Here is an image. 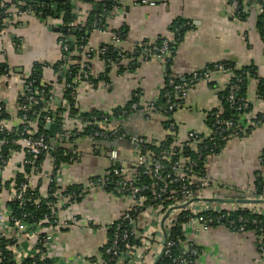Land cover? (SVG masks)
Listing matches in <instances>:
<instances>
[{
	"label": "built area",
	"instance_id": "2783aa9c",
	"mask_svg": "<svg viewBox=\"0 0 264 264\" xmlns=\"http://www.w3.org/2000/svg\"><path fill=\"white\" fill-rule=\"evenodd\" d=\"M71 1L78 5L84 0ZM246 1L228 0L232 18L244 19L247 16L249 11ZM256 1L260 6L264 32V0ZM149 2L154 4L151 0ZM1 6L6 8L4 4ZM20 7H9L5 27L0 31V40L9 23H18L24 14L36 15L32 6L26 11ZM39 13L42 14V11ZM77 23L83 26L85 21ZM96 29L98 28L91 31ZM120 38L119 33H114L110 43L93 48L87 43L79 44L69 35L61 34L58 37L57 42L62 52L61 68L69 76L65 77L64 88L72 91L74 99L78 86L93 84V77L88 72V62L93 58L103 59L109 69H119L121 65L129 63L130 52L119 47ZM73 44L75 50L71 49ZM136 48L142 50L146 60L158 57L167 61L172 54L168 39H164L161 44L144 40L136 44L134 50ZM110 49L117 53V58L108 57ZM1 52L0 48V54ZM2 65L0 63L4 76L0 77L1 82L11 78L8 68ZM233 70L226 63H217L193 72L190 81L214 82L219 91L229 86L227 100L234 106L237 86L230 84L234 77ZM176 79L172 74L167 77L168 86L173 87V92L165 91L162 94L165 101L163 107L159 97L144 103L133 100L120 108L87 117H80V114L74 119L70 113V101L63 97L61 110L57 111L56 96L29 74L22 78L17 104L21 121L16 126L1 117L6 110L5 99L0 98V191L6 192L7 199L0 212V244L3 243L0 248V264L5 259V253L10 255L14 264H70L62 253L66 250L56 246V234L60 230L80 225L96 226L97 223L89 217H81L73 212V207L79 204L78 196L96 190L125 197L128 205L116 219L103 225L110 232L108 243L96 256H89L88 264H202L203 251L198 244V236L201 232L219 226L227 227L232 232L253 233L258 254L264 263V191L259 193L253 181L231 190L230 194L221 193L201 167V161L221 153L232 139L246 137L245 131L249 127L252 132L260 126L263 122L256 119L259 112L248 100L241 102L236 107L243 112L237 129V121L225 117L220 105L208 112L211 116L208 133L190 129L180 134L170 116L186 106L187 83H177ZM4 88L2 84V89ZM135 113L148 120H152L154 116L166 118L170 121L166 127L168 134L163 139L127 134L121 121ZM71 120L78 123L77 129H72ZM51 122L57 124L53 140L46 130V125ZM10 133L17 137L12 144H21L25 157L19 161V168L9 176L2 177L14 156L12 148L7 156L3 154L4 147L11 143L7 138ZM82 133L93 146L92 155L99 153L102 143L113 141L128 142L134 146L136 153L130 165L125 167L119 150L112 148L107 156L110 167L105 173L91 177L83 185L82 194H78L76 191H68L62 178L64 169L77 162L83 154L66 143ZM240 133L243 136H239ZM168 136L173 137V141L167 143L169 146L164 144ZM219 138L221 142H218ZM60 150L67 158L66 161H58L57 152ZM191 150L194 152L193 158L186 157L185 154ZM45 158H48L50 169L48 186H34L30 180L31 174L41 169V162ZM259 161L264 165L263 157L260 156ZM27 167L30 168L28 174L24 173ZM261 170L264 177V168ZM19 174H23L26 181H20ZM147 177L150 182L143 181ZM9 203H17L22 210L30 206H47L50 212L40 220L33 218L29 221L31 214L24 213L18 217ZM241 211H248L252 218L248 219L241 214L234 217ZM249 223L255 228L247 229Z\"/></svg>",
	"mask_w": 264,
	"mask_h": 264
},
{
	"label": "crops",
	"instance_id": "0c3cea01",
	"mask_svg": "<svg viewBox=\"0 0 264 264\" xmlns=\"http://www.w3.org/2000/svg\"><path fill=\"white\" fill-rule=\"evenodd\" d=\"M144 1L117 0L105 17L104 24L90 32L87 45L100 47L110 43L114 33H119V47L130 53L134 52L136 44L159 38L176 43L175 50L167 61L158 57L146 60L141 55H129V63L122 65L123 72L114 68L107 71L103 59L93 58L88 62L93 84L78 86L74 105L77 114L73 118L82 113L123 107L135 97L141 103L160 98L166 79L172 74L187 83L186 106L171 115L179 133L190 129L208 133L207 113L221 105L219 90L214 82H192L190 77L195 71L226 62L237 70L255 71L249 79L247 100L256 111L264 113V100L258 95L259 79L264 78V36L260 31V6L256 0L246 1L249 12L244 19L231 17L228 0H151L154 4L149 0ZM99 6V0L75 4L79 8L77 22H86L90 12ZM177 22L189 27L179 40ZM63 30L60 16L41 20L36 15L24 14L16 25H9L1 37L0 63L6 65L11 78L0 81V98L5 99L7 120L11 125L16 126L21 121L17 104L22 78L31 74L35 64L42 66L40 83L49 87L56 101L64 97L67 74L61 68L62 52L57 42ZM136 58L137 61H134ZM161 121L163 119L160 116L148 120L135 113L121 121V124L127 134L163 139L168 133L160 124ZM70 123L73 130L78 128L75 120ZM69 141L66 145L83 154L77 162L64 169L62 179L66 187L83 186L91 177L105 173L110 167L107 156L112 148L119 150L125 167L130 165L136 153L134 146L128 142L113 141L102 143L99 153L92 155L93 146L84 133ZM21 150V144L12 146L14 156L1 173L4 175L2 177L9 176L19 168V161L25 157ZM263 153L264 123L243 139L229 141L221 153L208 156L205 170L218 191L230 194L231 190L254 181L255 174L262 169L259 158ZM48 163V158H45L41 162V169L34 174L32 172L30 180L34 186H48ZM27 170L24 169V173L28 174ZM6 203V192L0 191V212ZM127 205V198L97 190L89 191L82 197L79 204L73 207V212L81 217H89L97 224L94 227L80 225L57 232L56 246L66 250L62 253L70 264H88L89 256L98 254L109 239L103 225L116 219ZM255 240L251 232H232L224 226L201 232L198 244L203 251L202 264H264Z\"/></svg>",
	"mask_w": 264,
	"mask_h": 264
},
{
	"label": "trees",
	"instance_id": "16d2710c",
	"mask_svg": "<svg viewBox=\"0 0 264 264\" xmlns=\"http://www.w3.org/2000/svg\"><path fill=\"white\" fill-rule=\"evenodd\" d=\"M84 1L92 2L93 0H84ZM2 4H4L6 6V8H2V6H1ZM52 4H53V0H0V31L5 27L4 21L8 17L9 7H11L12 5L21 6L20 7L21 10H24V11H26L28 9V7L32 6L33 9L36 10V16L38 18H40L41 20H46L47 18L53 16V5ZM99 4H100L99 8L96 10H92L90 12L89 17L87 18L85 24L82 26V25L77 23V18H76V15H77V12L79 11V8L75 7L74 3L71 0H60L59 1L58 14H59L60 18L62 19L63 28L65 29L61 33L64 35L71 36L73 39L77 40L79 42V44H81V45L86 44L88 42V38L90 36L91 30L94 28H100L104 24L105 17L113 9L114 5L117 4V0H99ZM40 11H42V14L39 13ZM259 18H260V20H259L260 31H261L262 35L264 36L262 18H261V16ZM16 24L15 23H9V25H16ZM176 25H177L176 26V28H177L176 34H177V37L179 40V39H181L182 35L184 34V32L189 27L188 26H182V23H179V22H177ZM163 40H164V38H159L158 40H156V43L161 44ZM109 47L111 48V46H109ZM175 48H176V43H170V50L172 51V53L175 50ZM71 49L75 50L74 44L71 46ZM141 54H143V57H144V53L142 52V50H140L138 48H136L134 50V52L129 53V55H132L134 57H137ZM107 55H108V57H110L112 59L117 58V53L114 51L112 52L111 49L109 50ZM134 61H137V58ZM136 63L137 62H135V65H136ZM226 64L229 67H232L234 69L233 70L234 71V77L230 81L231 85L237 86V89L235 91V104H234V106H232L231 103L227 100V96L229 94V89H228L229 86L227 88L219 91L218 95H219V98L221 101V106L223 107V110H224V116L225 117H231L232 119L235 120V122L237 121L236 127L238 129L239 125H240L238 121L241 118L240 114L243 112L241 110H237L236 107L241 102H244V100H247V89H248L249 79H250V77H252L254 75L255 71H253L251 69L237 70V69H235V67L231 63L226 62ZM4 66L6 67V65H4ZM130 66H131V64H130ZM123 70H124V67L121 65V67L119 68V71L123 72ZM107 71H109V68L107 69ZM2 73H3V70H0V77L2 76ZM31 77H34L37 80V82L40 84L39 79L42 77V66H41V64H35L32 72H31ZM67 77H69V76H67ZM176 81H177V83L182 82L179 78L176 79ZM46 89L49 90V87H46ZM165 91L173 92V87L168 86L167 79H166V85L164 87L163 93ZM71 92H72L71 90H66L65 94H64V98L68 99L71 103L70 113L72 115H76L77 109L75 110V106H74L75 105V99L72 97ZM258 95L261 99L264 100V78L259 79ZM133 100H137V97H135ZM159 102L161 103V107H163V104L165 102L163 99V95H161ZM127 105H129V104H127ZM56 107H57V111H60L61 107H62L61 103H59V104L56 103ZM74 110H75V112H74ZM100 113H103V112L82 113L80 115V117L81 116L87 117L91 114H100ZM209 115L210 114L208 113V116H207L208 126L211 125V116H209ZM1 117L7 119L8 115L4 112ZM263 117H264V114L259 113L257 115L256 119L259 121H262L264 123ZM162 119H163V121H161L160 124L166 130V127L168 126L170 121L166 120V118H162ZM168 119H169V117H168ZM251 130H252L251 127H249L245 131L247 133V135H248V133L251 132ZM8 136L9 137H7V136L6 137L11 141V143H9L3 149V154L5 156L8 155L9 149L12 148V146H13L12 141L17 138L16 136H14L11 133ZM239 136H243V133H240ZM172 141H173V137L168 136L166 138L164 144L169 146V144ZM218 142H221L220 138L218 139ZM69 143H70V141H69ZM167 143H169V144H167ZM219 152H217V153H219ZM57 154H58L57 157H58L59 162L61 160L62 161L67 160V158L63 156L62 150L58 151ZM185 156L188 158H193L194 152L191 150L187 154H185ZM261 157L264 158V153L261 155ZM261 166L264 168L263 164H261ZM201 167L205 169V161H201ZM27 169H28L27 172H29V167H27ZM261 171L256 173L254 176V184L257 186L259 193L264 191V177L261 175ZM18 178L20 181H26L23 174H19ZM143 181L144 182H150V179L147 177V178H144ZM51 187H53V185H51ZM82 187H83L82 185L71 186V187H68V191H76L78 194L79 193L82 194V192H83ZM85 194L86 193H83L82 195L78 196V198H77L78 202H80L82 200V197ZM9 206H11L13 208L15 215L18 217H21L24 213L31 214L32 217L31 218L28 217L29 221H32L33 218L35 220H40L42 217H44V214H47L48 212H50V209H48L49 207H47V206L41 207V208H35L33 206H30L26 210H22V208L19 207L17 203H9ZM239 214L243 215L244 217H246L248 219L252 218V216H250L248 211L237 212L234 217H236V215H239ZM251 228L254 229L255 227H254V225L249 223L247 229L250 230ZM108 234H110L109 231H108ZM1 247H3V243L0 244V248ZM4 257H5V259H4L2 264H14V262L12 261L10 255L8 253H5ZM25 264H27V263H25Z\"/></svg>",
	"mask_w": 264,
	"mask_h": 264
},
{
	"label": "water",
	"instance_id": "95a60500",
	"mask_svg": "<svg viewBox=\"0 0 264 264\" xmlns=\"http://www.w3.org/2000/svg\"><path fill=\"white\" fill-rule=\"evenodd\" d=\"M53 6H54L53 16H55V18H58L59 17V14H58V6H59V3L56 1L55 3H53ZM74 6H75V4H74ZM58 30H60V29H58ZM59 103H61V101H57V104H59ZM46 130L50 133L51 140H53L54 137H55V135H56V132H57V124L55 122L48 123L46 125Z\"/></svg>",
	"mask_w": 264,
	"mask_h": 264
}]
</instances>
